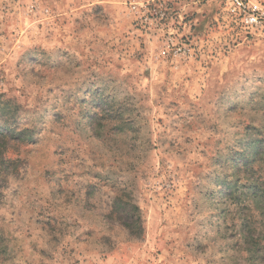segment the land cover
Returning a JSON list of instances; mask_svg holds the SVG:
<instances>
[{
  "label": "rangeland",
  "instance_id": "374dc122",
  "mask_svg": "<svg viewBox=\"0 0 264 264\" xmlns=\"http://www.w3.org/2000/svg\"><path fill=\"white\" fill-rule=\"evenodd\" d=\"M234 20L0 0V264H264V29Z\"/></svg>",
  "mask_w": 264,
  "mask_h": 264
},
{
  "label": "built area",
  "instance_id": "2783aa9c",
  "mask_svg": "<svg viewBox=\"0 0 264 264\" xmlns=\"http://www.w3.org/2000/svg\"><path fill=\"white\" fill-rule=\"evenodd\" d=\"M228 12L245 31L264 29V9L250 0H228Z\"/></svg>",
  "mask_w": 264,
  "mask_h": 264
},
{
  "label": "trees",
  "instance_id": "16d2710c",
  "mask_svg": "<svg viewBox=\"0 0 264 264\" xmlns=\"http://www.w3.org/2000/svg\"><path fill=\"white\" fill-rule=\"evenodd\" d=\"M0 134H4V130L2 129V127H0Z\"/></svg>",
  "mask_w": 264,
  "mask_h": 264
}]
</instances>
